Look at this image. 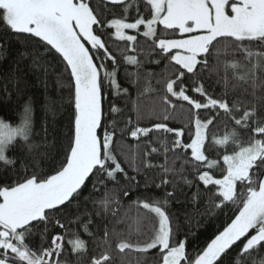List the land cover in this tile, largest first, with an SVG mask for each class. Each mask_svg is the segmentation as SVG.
<instances>
[{
	"label": "snow or ice",
	"instance_id": "6c2138e0",
	"mask_svg": "<svg viewBox=\"0 0 264 264\" xmlns=\"http://www.w3.org/2000/svg\"><path fill=\"white\" fill-rule=\"evenodd\" d=\"M142 2L147 17L141 13V0H0V28L23 41L21 58L31 56L33 65L46 76L49 69L56 72L46 58H59L62 70L57 82L67 78L69 102L74 107L62 158L44 154L51 160L46 167L35 160L18 168L17 158L7 154L18 142L32 148L27 143L32 108L24 106L16 125L0 119V264H84L86 256H90L87 264H114V241L120 254H140L135 264H264L260 256L264 252V79L255 71H264V0ZM109 4L121 10L118 18L116 13L106 18L112 12ZM133 8L137 15L128 22ZM157 26L174 35H159ZM111 29L133 52L137 35L151 39L147 55L160 59L149 62L167 61V71L160 74L165 106L161 118L150 127L132 126L128 119L119 137L117 121L109 120L104 112L105 87L114 89L117 96H127L129 89L118 80L120 66L127 63L140 68L142 61L127 54L118 59L104 38ZM6 52V44L0 42V58ZM237 53L250 63L254 60V70L233 73L230 78L228 70L241 66L234 58ZM129 75H135L138 83L139 72ZM153 75H145L142 95L152 91ZM213 76L216 79L206 86L205 80ZM232 79L250 86L251 99L233 95L237 85ZM213 84L221 86L219 93ZM176 102L189 106L185 127L168 125L173 119L168 110H175ZM202 110L207 114L201 115ZM120 112L115 106L109 109L110 114ZM225 119L231 128L225 125L223 132L210 133ZM153 132L174 134V139H159L160 149L150 147ZM186 133L187 141L183 139ZM125 135L136 141L146 138L143 153L139 144L130 148L128 164L137 173L141 168L159 169L155 187L164 189L162 197H137L123 205L121 197H129L132 191L122 187L117 177L135 180L128 176L115 147L116 140ZM153 153L161 155L163 163H152L148 158ZM9 169L15 170L14 175L8 174ZM183 187L195 188L190 202L201 217L235 207L230 223L195 250L188 248L194 233L182 231L179 218L170 211ZM82 203L91 204L92 210L85 207L80 213ZM71 206L78 210L73 218L67 214ZM108 216L112 221H107ZM96 217L107 222L94 224ZM192 219L186 214L189 224ZM73 224L98 240L97 246L104 250L91 255L80 232L71 228ZM53 225L62 232L50 234ZM69 251L77 257L75 262L69 259Z\"/></svg>",
	"mask_w": 264,
	"mask_h": 264
},
{
	"label": "trees",
	"instance_id": "16d2710c",
	"mask_svg": "<svg viewBox=\"0 0 264 264\" xmlns=\"http://www.w3.org/2000/svg\"><path fill=\"white\" fill-rule=\"evenodd\" d=\"M103 7V5H102ZM108 8L112 9V12L106 13L107 19L114 18L112 13H116L118 18L120 9L108 5ZM141 13L147 17V10L143 7L141 0ZM135 8L130 9L128 14V22H133V18L136 17ZM158 34L161 36H173L171 32H164L163 26H157ZM127 34H137L135 30H125ZM141 33L143 27L140 29ZM109 35L104 38L111 51L117 54L118 59L121 58V54L136 55L139 60L142 61V67L137 68L135 65L122 63L120 71L118 73V80L122 87L129 89L127 96L121 94L117 96L115 90L105 87L107 93L104 100V112L109 120L115 119L117 121V137H119L120 130L125 127V123L128 119H131L132 126L150 127L153 122L158 121L162 116V109L165 107L162 104V96L164 95V81L160 74L162 71H167L165 65L167 61L161 60L160 64L151 63L160 59L157 55H147L152 48L151 39L144 38L142 35H137V41L135 43L136 51L133 52L127 42L119 41L114 36V29L108 30ZM178 35V34H177ZM0 42L5 43L7 46V52L0 58V119L5 122L16 125L19 123L20 117L23 112V108L29 105L32 108V131L30 134V140L27 143L32 145L29 149L26 143L18 142L9 147L7 152L10 158H17V167H22L24 163L31 165L35 160H38L42 167L50 166L51 160L44 154H48L50 157L56 159L62 158L63 146L67 144V136L70 132L71 120L73 118L74 107L70 104V94L68 89L67 78H62L60 83L57 82V73L62 68L60 66V60L57 57L49 56L46 59L51 65L56 67L54 73L51 69L47 76L40 67H36L32 63V57L27 56L21 58L20 53L25 51V45L17 36L5 32L0 28ZM255 50V49H254ZM240 62V67L233 70H228V75L231 78L233 73L236 75H243L245 72H252V63L246 61L243 55L237 53L234 57ZM258 77L264 79V71L255 69ZM139 72L138 83L135 75H129ZM153 73L151 78V92L141 94L146 86L145 75L147 73ZM223 74V69H221ZM207 75V74H205ZM216 79L215 76L211 80H205L206 86L212 84V81ZM159 80V82H157ZM231 83L236 84L237 87L234 92V96H244L246 99H251L249 93L251 88L248 84L232 79ZM63 85V86H61ZM212 88L219 93L221 90L220 85H212ZM244 89H248V93L244 92ZM211 90V89H210ZM230 98H232L230 96ZM175 102V100H174ZM141 107V113L137 114V104ZM177 107L175 110L169 109V113L173 116V119L168 121L169 127L180 128L185 127L188 124V109L189 106L186 102H176ZM183 103V110L180 108V104ZM111 106H115L121 109L120 113L110 114L109 109ZM153 109L155 112L153 113ZM181 112L183 115H181ZM207 113L201 111V115ZM231 128L233 125L228 120H223L217 128L210 129L212 132H223L224 126ZM151 145L150 147L161 148L158 140L167 138L169 141L174 139V134H165L153 132L150 133ZM187 141V133L183 137ZM137 144L140 146V151L143 153L146 144V138L141 137L140 141L134 140L130 135H125L123 139H117L115 147L120 154L122 160V166L125 167L129 177H135L134 181H127L123 176H118L117 180L122 187H128L132 191V195L127 198L121 197L124 206H128L132 200L140 198H160L164 195V189H157L155 183L159 182L160 170L157 168H141V171L137 173L131 167H129L128 159L131 158L130 148H134ZM162 150V149H161ZM213 156L216 153H212ZM148 159L154 164L163 163V157L158 153H153ZM3 170L2 164H0V171ZM15 170L9 169L8 174L14 175ZM113 185L110 183L109 187ZM90 187V185H89ZM195 191V188L189 189L183 187V193L179 195L178 201H173L170 205V211L179 218L182 231H191L194 235L189 236L188 248L195 250L205 246L206 242H210V239L214 237V234L218 230H222L227 223H230V218H234L235 207L229 205L222 212H217L215 216H199L195 213L193 206L190 202L191 193ZM87 195V189L85 190ZM207 201V197L201 202L199 210L203 212L204 204ZM87 207L92 210V205L85 206L83 203L79 209L80 213H83ZM77 208L71 206L67 209L69 218L75 217L77 214ZM123 211V209H122ZM135 212V209H133ZM186 214L193 217L192 223L189 224L186 220ZM86 219V218H85ZM107 221H112V217L108 216ZM100 218H94V224L103 225L104 222ZM199 221V223H196ZM63 222L67 225L68 221L65 219ZM112 224H109V228ZM119 227V226H118ZM71 228L77 229L80 232L81 238L88 244L89 253L91 255H99L104 249L103 246H97L98 240L89 237L84 233L83 229L78 225H71ZM143 228V225H142ZM62 229L53 225L50 234L61 233ZM181 238H183L181 236ZM112 255L114 264H135L137 256L140 254L135 252H126L120 254L115 249V241L112 246ZM264 256V252L260 254ZM70 260L75 262L77 257L70 251L68 252ZM90 256L84 257V264H87V260ZM259 259V257H256Z\"/></svg>",
	"mask_w": 264,
	"mask_h": 264
}]
</instances>
